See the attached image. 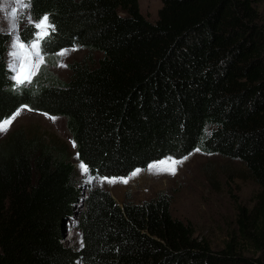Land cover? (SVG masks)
<instances>
[{
  "label": "trees",
  "instance_id": "16d2710c",
  "mask_svg": "<svg viewBox=\"0 0 264 264\" xmlns=\"http://www.w3.org/2000/svg\"><path fill=\"white\" fill-rule=\"evenodd\" d=\"M160 1L151 22L139 0H29L26 47L48 61L72 48L102 57L71 64L67 82L43 67L18 85L13 37L0 31V120L22 108L65 118L76 162L97 180L196 150L237 162L259 187L237 209V234L215 250L165 193L120 205L92 191L80 245L68 248L60 229L81 176L63 145L32 139L0 163V264H264V23L250 0Z\"/></svg>",
  "mask_w": 264,
  "mask_h": 264
},
{
  "label": "rangeland",
  "instance_id": "374dc122",
  "mask_svg": "<svg viewBox=\"0 0 264 264\" xmlns=\"http://www.w3.org/2000/svg\"><path fill=\"white\" fill-rule=\"evenodd\" d=\"M250 1L254 3L264 23V0ZM28 2L0 0V31L13 37L8 55L9 67L12 70L16 63H22L21 78L25 77L31 67V82L44 67L57 81L67 82L71 76V64L82 62L89 55L93 64L102 57L99 53L90 54L85 49L72 48L61 51L48 61L39 55L36 47L16 48L17 43H22L18 32L32 23ZM139 8L146 19L155 22L162 3L160 0H139ZM38 30L40 38L47 35L50 30L47 21ZM14 54H19L21 59L17 60ZM30 82L25 79L24 83L18 85ZM18 113L14 118L11 117L12 123L7 131H0V163L11 152H23L28 141L34 139L37 143L44 141L63 145L81 176L79 190L82 197L74 204L71 218L60 229L62 243L68 248L80 245V223L88 211L87 197L92 191L106 192L120 205L126 200L135 203L148 201L165 193L171 199L172 215L191 224L196 234L209 240L215 250L221 249L231 234H237L238 207H251L253 197L259 191L254 182L240 177L242 166L239 163L218 155H207L199 150L183 160L164 159L153 164L155 167L151 165L126 179H93L86 176L82 164L76 162V147L65 118L47 116L26 108L20 109ZM173 161L183 162L173 164ZM173 168L175 174H172Z\"/></svg>",
  "mask_w": 264,
  "mask_h": 264
},
{
  "label": "snow or ice",
  "instance_id": "6c2138e0",
  "mask_svg": "<svg viewBox=\"0 0 264 264\" xmlns=\"http://www.w3.org/2000/svg\"><path fill=\"white\" fill-rule=\"evenodd\" d=\"M48 16L45 15L41 18H39L40 20V23H38L36 25V28L38 29L41 24L43 22H46L48 21ZM16 48L18 49H23L25 47L24 44L22 43H17L15 45ZM14 55H17V60H20L21 59V56L19 54H14ZM23 68V64L22 63H16L14 66H13V72L15 73V75L13 76V79H15L17 81V84H22L25 82V79L28 80V82H30V78H31V67L28 68L27 72H26V75L24 78H21V75H20V70ZM18 111L16 113H14V116L15 115H18ZM13 116V118H14ZM12 123V118H4L3 120H0V131H7V128L8 126H10ZM183 161H173V164H178V163H182ZM83 167V165H82ZM153 167H155V165H153ZM85 171H87L86 168H84ZM136 173H133V175H135ZM172 174H175V169L173 168L172 169ZM123 182L127 183V180H124Z\"/></svg>",
  "mask_w": 264,
  "mask_h": 264
}]
</instances>
